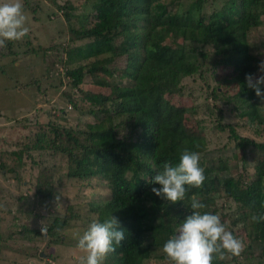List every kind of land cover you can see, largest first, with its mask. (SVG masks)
<instances>
[{
    "label": "trees",
    "instance_id": "trees-1",
    "mask_svg": "<svg viewBox=\"0 0 264 264\" xmlns=\"http://www.w3.org/2000/svg\"><path fill=\"white\" fill-rule=\"evenodd\" d=\"M91 6L81 25L72 29L73 44L66 43L63 64L71 87L82 93L81 105L72 101L78 110V124L56 125L50 133L37 134L16 151L15 160L21 162L23 154L33 158L32 151L60 154L67 163L65 179L87 180L88 184L96 180L107 188L104 193L100 188L97 198L86 203L88 211L100 222L110 214L117 216V230H123L126 239L104 264H144L150 260L168 264L163 245L192 214L193 195L207 205L202 212L219 215L226 229L245 246L240 257L226 254L213 264H264V222L251 219L264 214V140L239 135L232 122L222 121L217 105L222 100L241 106L240 115L263 134L264 104L247 88L245 76L260 74L261 61L251 52L249 36L264 16V0H94ZM37 50L44 48L38 45L32 52ZM8 54L0 51V58ZM210 54L216 64L231 72L227 78L235 93L227 95L218 85L202 81ZM121 57L123 67L111 64ZM88 78L98 91L82 90L79 85ZM194 81L207 85L205 95L216 103L186 107L185 99L197 100ZM199 106L208 113L217 110L213 128L227 130L235 151L242 150L241 158L233 154L238 170L229 177L206 163L213 149L207 148L208 137L201 131L204 121H192L187 112ZM88 114L95 122L80 124L81 117ZM185 149L200 154L206 179L201 188L190 187L184 201L171 203L151 192L152 187H160L152 181L164 162L178 164ZM248 149L260 152L261 157L247 160ZM0 167L7 172L16 170V165L2 163ZM40 174L44 179L36 180L32 195L18 198L30 199L26 214L35 221L45 218L34 208L35 198H54L53 182L61 186L65 180L56 177L54 165L42 166ZM221 192L223 201H219ZM47 213L50 221L45 232L36 226L19 233L27 239L47 233L49 246L63 240L64 229L79 220L71 209L63 214ZM254 248L258 253H253Z\"/></svg>",
    "mask_w": 264,
    "mask_h": 264
},
{
    "label": "rangeland",
    "instance_id": "rangeland-1",
    "mask_svg": "<svg viewBox=\"0 0 264 264\" xmlns=\"http://www.w3.org/2000/svg\"><path fill=\"white\" fill-rule=\"evenodd\" d=\"M93 1L22 0L28 34L19 41H8L5 47L0 48L3 54L11 51L0 58V165H16V170L9 172L0 167V264H79V257L83 253L77 248L78 238L75 236L88 228L95 218L94 214L88 211L86 203L97 198L95 193L101 192L100 188L102 193L107 190L100 187L101 183L96 184V180H90L92 182L88 184L87 180L80 182L65 179L67 163L60 154L49 156L48 151H32L33 158L24 154L21 162L14 158L16 151L37 134L50 133V128L56 125L78 124V110L73 108L72 101L81 105L79 99L82 93L78 88L71 87V79L64 74L65 46L67 42L73 44L72 29L81 25L83 16L92 11ZM85 20L88 23L89 18ZM249 40L251 52L260 61H264V16L260 19L259 26L251 32ZM38 45L44 50L32 52ZM206 60L207 75L202 81L209 86L218 85L227 95L235 93L234 87L230 85V77L227 78L231 72L216 64L213 54ZM117 63L120 67L125 65L122 57L111 64L116 66ZM26 83L29 84L22 88ZM201 83L194 81V87L198 90L197 100L190 97L185 99L186 107H190L192 103L209 106L216 103L211 96L205 95L209 88ZM79 86L98 91V87L90 83V78ZM82 90L84 91V88ZM178 102L183 101L179 99ZM217 105L222 111V121L232 122L239 135L251 137L256 141L264 140V132L259 135L260 132L256 131L257 125L240 115L241 106L226 104L222 100H219ZM262 107L264 109V106ZM198 108H189L187 112L190 113L192 121H204L201 131L208 137L207 148L213 149L206 157V163L219 170L225 177L235 174L238 167L234 168L236 160L233 154L237 153L241 158L242 150L235 151L233 141L227 139V130L219 132L213 128L214 120L218 118L217 110L208 113L202 110V106ZM84 122L94 123V116H82L80 124ZM224 145L228 148L220 150L219 147ZM246 155L249 161L261 157L260 152L253 149H248ZM50 165H54L56 177L65 180L61 182V186L53 182L54 198H35L34 208L45 217L35 221L32 216L26 214L30 199L18 198L21 194L32 195L36 180L44 179V176L39 177L42 166ZM56 165L58 167L55 170ZM16 174L19 179H16ZM219 196V201H223L222 192ZM68 209L75 211L79 220H74L71 226L64 229L65 236L58 243L48 246L50 237L47 233L45 237L34 239H27L24 233H19L25 227L36 226L45 232L50 221L47 212L63 214ZM240 232L242 233L241 230ZM253 251L254 254L258 253L255 248ZM144 264L164 263L150 260Z\"/></svg>",
    "mask_w": 264,
    "mask_h": 264
},
{
    "label": "clouds",
    "instance_id": "clouds-1",
    "mask_svg": "<svg viewBox=\"0 0 264 264\" xmlns=\"http://www.w3.org/2000/svg\"><path fill=\"white\" fill-rule=\"evenodd\" d=\"M26 17L22 0H0V48L8 41L23 39L29 29L25 26ZM259 75L246 74L247 88L264 102V61L258 65ZM200 154L185 149L179 156V162L172 165L164 162L153 178L151 192L171 203L184 201L188 189L201 188L206 179L204 168L200 166ZM207 205L196 196L190 198L192 214L181 223L176 233L163 245V254L168 264H213V260L240 257L244 243L228 231L216 214L201 210ZM254 222H264V214L253 215ZM120 228V220L110 214L103 222L93 220L86 231L78 238L77 248L83 253L79 264H104L108 255L115 251L125 239Z\"/></svg>",
    "mask_w": 264,
    "mask_h": 264
}]
</instances>
